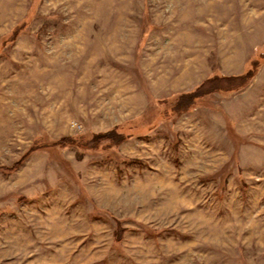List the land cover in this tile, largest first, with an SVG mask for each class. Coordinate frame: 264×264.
I'll use <instances>...</instances> for the list:
<instances>
[{"label":"rangeland","instance_id":"1","mask_svg":"<svg viewBox=\"0 0 264 264\" xmlns=\"http://www.w3.org/2000/svg\"><path fill=\"white\" fill-rule=\"evenodd\" d=\"M0 264H264V0H0Z\"/></svg>","mask_w":264,"mask_h":264},{"label":"trees","instance_id":"2","mask_svg":"<svg viewBox=\"0 0 264 264\" xmlns=\"http://www.w3.org/2000/svg\"><path fill=\"white\" fill-rule=\"evenodd\" d=\"M254 77L253 75V71H249L246 75L242 76V77H234V78H230V79H226V80H222V82L220 81V83L218 84V82L215 84L214 81H209L203 84V87L200 86L198 91L196 92L195 95L191 96L192 94L187 96L186 100H189V102L191 103L193 98H199L203 95H206L207 93H211V92H215V91H220V90H225L226 92H230L233 90H237L240 87L245 86L248 82L251 81V79ZM218 84V85H217ZM223 87V88H222ZM185 98H183L182 100H184ZM181 102H178L176 105V109L177 110H187L189 107H185V109L181 108L179 106ZM106 139H109L111 141H113L116 144H119L120 142H123L122 138H119L117 136L112 135V133H108L105 135ZM65 142V141H64ZM31 153H27V155L24 156L23 159H21L19 162L16 163V165H14L11 168H4L7 171H16L19 166H21V164L24 162L25 158L27 156H29Z\"/></svg>","mask_w":264,"mask_h":264}]
</instances>
